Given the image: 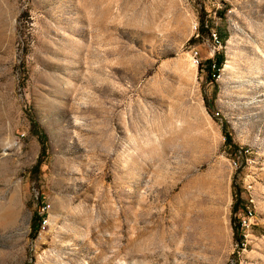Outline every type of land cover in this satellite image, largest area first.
Here are the masks:
<instances>
[{"label":"rangeland","instance_id":"1","mask_svg":"<svg viewBox=\"0 0 264 264\" xmlns=\"http://www.w3.org/2000/svg\"><path fill=\"white\" fill-rule=\"evenodd\" d=\"M0 264H264V0H0Z\"/></svg>","mask_w":264,"mask_h":264},{"label":"built area","instance_id":"2","mask_svg":"<svg viewBox=\"0 0 264 264\" xmlns=\"http://www.w3.org/2000/svg\"><path fill=\"white\" fill-rule=\"evenodd\" d=\"M213 40L216 43H218V39H217L216 35L213 36ZM45 207H43L41 209V211L39 212V215L41 217V221H42L43 225L45 224ZM247 219H253L252 211L249 209H247V211L245 212V215L241 218V221H240L239 226L242 227L243 229H250V227H251V226H247Z\"/></svg>","mask_w":264,"mask_h":264},{"label":"trees","instance_id":"3","mask_svg":"<svg viewBox=\"0 0 264 264\" xmlns=\"http://www.w3.org/2000/svg\"><path fill=\"white\" fill-rule=\"evenodd\" d=\"M227 136V135H226ZM39 139H40V142H41V146H42V151L44 152V150H45V135H43L42 133L40 134V136H39ZM230 142V141H229ZM38 166H39V163H38ZM39 218H41V217H39ZM41 221H40V219L38 220V223H37V226H39V223H40ZM236 232H235V229H234V238H236ZM236 241L238 242V239H236Z\"/></svg>","mask_w":264,"mask_h":264}]
</instances>
